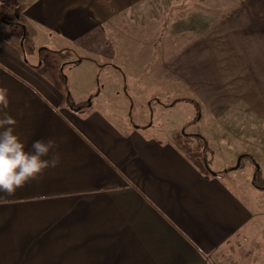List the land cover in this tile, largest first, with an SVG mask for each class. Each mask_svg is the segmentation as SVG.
<instances>
[{"label": "crops", "instance_id": "0c3cea01", "mask_svg": "<svg viewBox=\"0 0 264 264\" xmlns=\"http://www.w3.org/2000/svg\"><path fill=\"white\" fill-rule=\"evenodd\" d=\"M0 81L26 150L51 138L60 157L0 193V264H210L247 237L256 213L227 172L128 117L161 97L175 107L177 90L198 123L203 111L243 117L253 133L264 122V0H0ZM231 152L228 163L254 160Z\"/></svg>", "mask_w": 264, "mask_h": 264}, {"label": "rangeland", "instance_id": "374dc122", "mask_svg": "<svg viewBox=\"0 0 264 264\" xmlns=\"http://www.w3.org/2000/svg\"><path fill=\"white\" fill-rule=\"evenodd\" d=\"M17 32L16 38L19 39L22 33L19 29ZM26 53L29 60H35L34 53L28 51ZM67 70L68 68L65 72ZM159 87L160 91L169 94L172 92L164 85ZM175 89L178 87L176 86ZM181 94V91H175L176 104L173 108L168 106L173 105L172 100L161 97L159 102L151 101L147 117L141 116L139 110L135 108L132 116L128 118L134 123L139 121L141 125L151 126L150 135L180 145L194 161L202 163L205 171L218 172L219 175L227 172L223 173L226 184L232 187L248 207L254 209L255 222L249 229L243 231L248 238L239 236L224 244L210 257V264H262L260 261L264 260V189H257L252 183L257 167L259 172L256 182L261 184L264 181V122L256 121L255 131L248 136L246 124L251 123L243 117L235 119L228 116L230 121L223 117L222 120L225 119V122L216 123L213 117L203 111L202 120L198 123L199 111L195 109L196 105L184 103L180 99ZM223 122L231 124L232 132L224 131ZM220 134L225 137L221 139ZM239 148L253 154L254 160L243 156L239 160V165L237 159L233 163H228L232 162L231 151Z\"/></svg>", "mask_w": 264, "mask_h": 264}, {"label": "clouds", "instance_id": "9594fccd", "mask_svg": "<svg viewBox=\"0 0 264 264\" xmlns=\"http://www.w3.org/2000/svg\"><path fill=\"white\" fill-rule=\"evenodd\" d=\"M10 94L0 81V193L4 196L14 195L17 189L42 177L45 170L56 167L60 160L55 139L35 140L26 150V141L16 132L17 121L7 111Z\"/></svg>", "mask_w": 264, "mask_h": 264}, {"label": "trees", "instance_id": "16d2710c", "mask_svg": "<svg viewBox=\"0 0 264 264\" xmlns=\"http://www.w3.org/2000/svg\"><path fill=\"white\" fill-rule=\"evenodd\" d=\"M67 104L70 108L74 109V110H77V109H80L82 106H85V103L83 104H74V102L71 100L70 97H67ZM196 105V104H195ZM196 109L197 111L198 110V106L196 105ZM240 160V159H239ZM258 172H259V169H257L254 173V178H253V186L256 187L257 189H264V181L261 182V184H257L256 182V178H258Z\"/></svg>", "mask_w": 264, "mask_h": 264}, {"label": "water", "instance_id": "95a60500", "mask_svg": "<svg viewBox=\"0 0 264 264\" xmlns=\"http://www.w3.org/2000/svg\"><path fill=\"white\" fill-rule=\"evenodd\" d=\"M237 165H239V161H238ZM257 169H258V167H257Z\"/></svg>", "mask_w": 264, "mask_h": 264}]
</instances>
